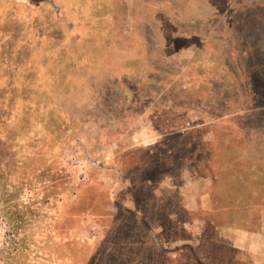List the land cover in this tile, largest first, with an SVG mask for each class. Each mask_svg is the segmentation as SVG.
I'll use <instances>...</instances> for the list:
<instances>
[{
    "label": "rangeland",
    "instance_id": "obj_1",
    "mask_svg": "<svg viewBox=\"0 0 264 264\" xmlns=\"http://www.w3.org/2000/svg\"><path fill=\"white\" fill-rule=\"evenodd\" d=\"M0 264H264V0H0Z\"/></svg>",
    "mask_w": 264,
    "mask_h": 264
}]
</instances>
